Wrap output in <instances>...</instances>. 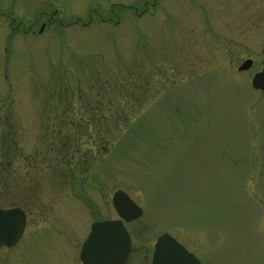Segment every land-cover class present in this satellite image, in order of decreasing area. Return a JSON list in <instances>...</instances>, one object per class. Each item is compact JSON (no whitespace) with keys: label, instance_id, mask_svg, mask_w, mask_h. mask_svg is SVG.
Returning <instances> with one entry per match:
<instances>
[{"label":"rangeland","instance_id":"rangeland-1","mask_svg":"<svg viewBox=\"0 0 264 264\" xmlns=\"http://www.w3.org/2000/svg\"><path fill=\"white\" fill-rule=\"evenodd\" d=\"M263 59L264 0H0V208L27 216L0 264H81L118 190L127 264L164 233L264 264Z\"/></svg>","mask_w":264,"mask_h":264},{"label":"water","instance_id":"water-1","mask_svg":"<svg viewBox=\"0 0 264 264\" xmlns=\"http://www.w3.org/2000/svg\"><path fill=\"white\" fill-rule=\"evenodd\" d=\"M253 62L247 60L238 69L245 72ZM252 88L264 94L263 69L252 79ZM113 207L119 217L117 221L95 223L84 242L80 261L82 264H126L131 255L132 241L125 223L140 219L144 212L124 191H117L112 198ZM26 215L18 208L0 209V249L13 248L23 237ZM151 264H201L200 261L172 236L164 234L157 240Z\"/></svg>","mask_w":264,"mask_h":264}]
</instances>
